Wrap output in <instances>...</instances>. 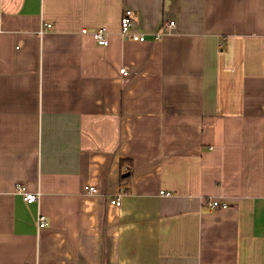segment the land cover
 <instances>
[{"label": "crops", "instance_id": "0c3cea01", "mask_svg": "<svg viewBox=\"0 0 264 264\" xmlns=\"http://www.w3.org/2000/svg\"><path fill=\"white\" fill-rule=\"evenodd\" d=\"M0 264H264V0H0Z\"/></svg>", "mask_w": 264, "mask_h": 264}, {"label": "built area", "instance_id": "2783aa9c", "mask_svg": "<svg viewBox=\"0 0 264 264\" xmlns=\"http://www.w3.org/2000/svg\"><path fill=\"white\" fill-rule=\"evenodd\" d=\"M131 15L132 12L130 10H126L124 11V14L122 15L121 19H120V30H121V34L125 37H129L131 40L133 41H137V42H144L147 40V37L145 35H136L133 33H130V29H131ZM174 23L172 21L163 24L159 31H157L153 36L152 39L153 40H159L161 39L163 36L167 35L170 33L171 29L173 28ZM50 27V25H44L43 28H41L39 30V33L42 34L44 32L45 29H48ZM92 37L93 39L96 41V43L100 46H107L108 44V40L106 38V31L104 29H98L96 31H94L92 33ZM121 73L123 75H126V73L124 71H121ZM17 191L18 193L21 195L23 201L30 205V204H34L36 202H38L39 200V193H29L27 191H25V189L23 187L18 186L17 187ZM86 192L88 193H95V189L93 188H87ZM159 195L161 196H166L169 197L171 196L170 193H166L164 191H160ZM111 204L118 206L119 205V199L115 198L114 200H112L110 202ZM207 205L212 208V209H216L219 208L221 206H225V203L216 201V200H209L207 202ZM37 228L40 229H44L47 225H48V221H47V217L41 214H38L37 216Z\"/></svg>", "mask_w": 264, "mask_h": 264}, {"label": "trees", "instance_id": "16d2710c", "mask_svg": "<svg viewBox=\"0 0 264 264\" xmlns=\"http://www.w3.org/2000/svg\"><path fill=\"white\" fill-rule=\"evenodd\" d=\"M125 178H126V177H125ZM125 178H124V179H125ZM124 179H123V180H124Z\"/></svg>", "mask_w": 264, "mask_h": 264}]
</instances>
